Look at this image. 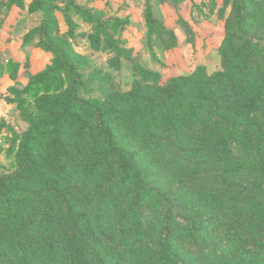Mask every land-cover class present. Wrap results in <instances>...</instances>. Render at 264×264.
<instances>
[{
	"label": "trees",
	"instance_id": "1",
	"mask_svg": "<svg viewBox=\"0 0 264 264\" xmlns=\"http://www.w3.org/2000/svg\"><path fill=\"white\" fill-rule=\"evenodd\" d=\"M224 3L232 15L220 70L165 81L125 47L128 19L31 0L29 14L42 19L23 46L53 58L5 97L28 129L13 133L15 169L0 175V264H264V37L251 30L264 23V3ZM164 4L174 7L144 5L154 56L179 47L156 16ZM77 21L90 26L79 37L93 51L131 68L132 89L112 102L83 94L88 61L69 42ZM19 67L0 63V80L17 79Z\"/></svg>",
	"mask_w": 264,
	"mask_h": 264
},
{
	"label": "rangeland",
	"instance_id": "2",
	"mask_svg": "<svg viewBox=\"0 0 264 264\" xmlns=\"http://www.w3.org/2000/svg\"><path fill=\"white\" fill-rule=\"evenodd\" d=\"M22 1L23 5L18 6L14 0H0V62L8 64L7 62L11 59L8 46L14 45L16 48L13 51L15 61L13 59L12 62H18L20 66L17 83L20 85L29 79L30 74H37L44 70L53 58L52 54L40 49L33 51L35 48L31 45L23 46L24 37L39 25L42 14L40 12L29 14L28 8L31 0ZM171 2L174 7L167 4L157 5L156 16L163 21L166 27L175 31L179 45L190 44V38L186 36L180 23L184 22L190 26L197 39L196 45H193L189 53L178 54L176 49L170 52L162 48H157L155 56L151 53L140 19V15L143 16V6H141L143 3L140 4L138 0H88L86 6L98 10L104 17L128 19L129 23L125 26L121 36L122 40L126 42L125 47L133 48L139 59L141 57L140 61L144 67L160 73L165 81L190 75L196 70L197 63L207 64L208 74L219 71L221 68L217 61L221 62L219 50L226 37V23L232 15V8L226 6L224 0H216L215 3L212 0H171ZM126 7L139 10L137 12L139 15L134 13L128 16ZM59 23L61 34L67 35L68 27L61 15H59ZM77 23L80 24V29L75 32V37L69 42L73 49L88 61L87 66L82 69L88 84L87 88L83 90V94L87 98L93 97L112 102L115 95L127 93L132 89L135 78L131 68L123 59L119 69L112 67L109 61L113 55L93 51L89 42L79 37L81 33L90 32V26L81 21H77ZM251 30L255 35L264 37V23L253 25ZM8 90L6 96L10 95ZM9 118L10 120L7 121L0 117V146L2 150L0 153V175L13 172L15 169L14 157L7 155L12 144L13 133L21 135L28 129V124L23 121L17 109L14 119Z\"/></svg>",
	"mask_w": 264,
	"mask_h": 264
},
{
	"label": "crops",
	"instance_id": "3",
	"mask_svg": "<svg viewBox=\"0 0 264 264\" xmlns=\"http://www.w3.org/2000/svg\"><path fill=\"white\" fill-rule=\"evenodd\" d=\"M76 2H77V4H79V5H81V6H86V1H88V0H75ZM111 1H113V0H111ZM139 2H140V4L141 3H143V5H141V6H143V11H144V5H145V1L146 0H138ZM99 2H101V1H99ZM126 9L128 10V12H127V15L128 16H131L132 14H134V13H136L137 14V12H139V10H137V9H133L132 7H126ZM137 15H139V14H137ZM136 15V16H137ZM140 19L142 20V25L144 26V33H145V36L147 37V27H146V22H145V19H144V13H143V16L142 15H140ZM144 19V20H143ZM146 27V28H145ZM196 39H197V37L195 38V45H196ZM127 41V40H126ZM180 43H182L181 41H180ZM180 47L179 48H176V51H178V54L179 53H181V52H183V53H189V50L191 49V48H193V45H191V44H187L186 46H183V44H180L179 45ZM181 46H183V47H181ZM8 48H9V51H10V56H11V59L9 60V61H12L13 59H14V61H15V56H14V54H13V51L16 49L15 47H14V45H9L8 46ZM129 48V47H128ZM180 48H182V49H180ZM130 49H133V48H130ZM35 50H37V49H34L33 51H35ZM134 50V49H133ZM157 50V49H156ZM155 50V51H156ZM170 52H173V51H170ZM36 53V52H35ZM134 53H135V50H134ZM150 53V52H149ZM156 53V52H155ZM176 54V53H175ZM135 55H137V52L135 53ZM138 56V55H137ZM139 57V56H138ZM181 58V57H180ZM141 60V57H140V59H139V61ZM8 61V62H9ZM218 61V64H220V60H217ZM7 62V63H8ZM0 63H2V62H0ZM18 63V62H17ZM140 63L142 64V62L140 61ZM2 64H4V63H2ZM5 65V64H4ZM7 65V64H6ZM143 65V64H142ZM197 65V67L198 66H204V67H207L208 68V65L207 64H205V63H197L196 64ZM144 66V65H143ZM219 70V69H218ZM184 75H187V74H184ZM18 83V77H17V79H12V77L9 75V74H5L2 78H1V80H0V117H3L5 120H7V121H9L10 120V118L9 117H11L12 119H14V117H15V113H16V108H15V106L14 105H8L7 103H6V101H5V97H6V93H7V90L9 89V88H11V87H14L16 84ZM27 83H28V80H26L24 83H23V85L25 86V85H27Z\"/></svg>",
	"mask_w": 264,
	"mask_h": 264
}]
</instances>
